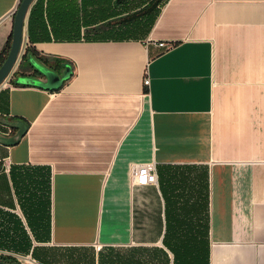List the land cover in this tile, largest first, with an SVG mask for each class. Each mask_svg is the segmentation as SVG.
<instances>
[{
  "label": "crops",
  "instance_id": "1",
  "mask_svg": "<svg viewBox=\"0 0 264 264\" xmlns=\"http://www.w3.org/2000/svg\"><path fill=\"white\" fill-rule=\"evenodd\" d=\"M35 1L21 56L72 73L56 91L16 85L20 56L0 85V258L264 264V0H162L128 38L82 36L106 0H42L33 36L79 38L29 42ZM19 2L0 0V54ZM43 2L75 5L77 27ZM146 162L157 182L134 186Z\"/></svg>",
  "mask_w": 264,
  "mask_h": 264
},
{
  "label": "trees",
  "instance_id": "2",
  "mask_svg": "<svg viewBox=\"0 0 264 264\" xmlns=\"http://www.w3.org/2000/svg\"><path fill=\"white\" fill-rule=\"evenodd\" d=\"M21 1V0H20ZM112 1V3H111ZM129 0H106L105 2V14L106 18L104 20V23L99 25H94L93 28L90 29H84L82 36L87 37H117V38H128L132 37L134 35L133 31L139 27L147 26L151 23V17L147 18L150 14H152L157 6L161 4L162 0H149L142 8H138L135 10H127V3ZM42 0H36L35 3L31 6L29 17H28V33H29V42H32L33 39H48V38H54V39H78L79 34L73 32L70 33H57L55 28H52L53 34L50 35H39L37 37L33 36L34 26H36L35 22H37V27H40V21L42 20L44 24V17H42V14L40 11V4ZM123 5V6H122ZM61 4L59 2H55L53 6L46 8L45 16L47 19V22L52 23L53 19L58 18L59 19V25L60 27L65 28L66 26L70 27L71 29H75L78 25V18H77V12L75 10V5L68 6L66 10H61L60 8ZM114 6V7H113ZM58 10H55V9ZM146 17V20L145 18ZM144 18V22H142ZM95 21L96 19L91 18L89 21ZM147 21V22H146ZM85 22H88L87 20ZM46 26V24H44ZM63 28H59V30H63ZM11 41V35L9 36V39L4 46V49L2 50L0 54V65L2 64L3 60L5 59L9 46ZM34 56L36 59H38L42 64L45 66H48L51 69H56L58 72H61L63 65L65 64L61 60L55 59V60H49L47 58H37L35 56V50L31 46H27L25 48L24 53L21 56L20 62H19V69L21 73L28 72V76H34L35 74L40 77V74L36 72L33 67L31 66L30 62L28 61V55ZM16 85H19L17 82H15ZM23 85V84H21ZM60 89V88H59ZM58 90V89H57ZM56 91V90H55ZM2 259V258H0ZM7 262L15 263L14 261H9L8 259H2ZM19 264V263H16Z\"/></svg>",
  "mask_w": 264,
  "mask_h": 264
},
{
  "label": "water",
  "instance_id": "3",
  "mask_svg": "<svg viewBox=\"0 0 264 264\" xmlns=\"http://www.w3.org/2000/svg\"><path fill=\"white\" fill-rule=\"evenodd\" d=\"M34 0H21L13 16V26L11 32L10 46L5 59L0 65V85L5 81L8 75L12 72L18 62L23 45L24 24L30 5ZM28 61L33 69L40 74V77L24 76L17 81L18 84L31 85L40 87L49 91L59 89L63 82L68 79L72 73L71 67L67 64L63 65L61 72L49 68L42 64L32 55H28ZM26 126L21 125L17 133L10 138V143H16L24 134ZM0 264H16L0 259ZM21 264V263H19Z\"/></svg>",
  "mask_w": 264,
  "mask_h": 264
},
{
  "label": "built area",
  "instance_id": "4",
  "mask_svg": "<svg viewBox=\"0 0 264 264\" xmlns=\"http://www.w3.org/2000/svg\"><path fill=\"white\" fill-rule=\"evenodd\" d=\"M158 45L162 46L163 43H159ZM143 84L145 86H148L149 84L147 70L144 72ZM131 180L134 186H146V185L156 184L157 182L156 164L154 162L135 164L132 167Z\"/></svg>",
  "mask_w": 264,
  "mask_h": 264
},
{
  "label": "rangeland",
  "instance_id": "5",
  "mask_svg": "<svg viewBox=\"0 0 264 264\" xmlns=\"http://www.w3.org/2000/svg\"><path fill=\"white\" fill-rule=\"evenodd\" d=\"M148 1L149 0H129L128 3H127V6H126L127 10H135V9H138V8H142ZM48 6H49L48 2H46L45 4L43 2L44 10H42V12H45L47 10L46 8H48ZM23 264H25V263L23 262ZM34 264H35V262H34Z\"/></svg>",
  "mask_w": 264,
  "mask_h": 264
},
{
  "label": "flooded vegetation",
  "instance_id": "6",
  "mask_svg": "<svg viewBox=\"0 0 264 264\" xmlns=\"http://www.w3.org/2000/svg\"><path fill=\"white\" fill-rule=\"evenodd\" d=\"M55 70H56V69H55ZM56 71H57V70H56ZM57 72H58V71H57ZM34 77H39V76L35 74Z\"/></svg>",
  "mask_w": 264,
  "mask_h": 264
},
{
  "label": "bare ground",
  "instance_id": "7",
  "mask_svg": "<svg viewBox=\"0 0 264 264\" xmlns=\"http://www.w3.org/2000/svg\"><path fill=\"white\" fill-rule=\"evenodd\" d=\"M14 69V68H13ZM13 71V70H12ZM6 80V79H5Z\"/></svg>",
  "mask_w": 264,
  "mask_h": 264
}]
</instances>
